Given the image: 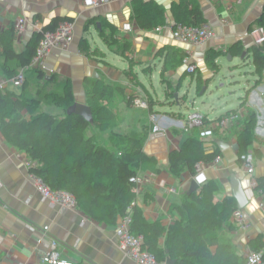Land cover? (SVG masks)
Here are the masks:
<instances>
[{"label":"crops","instance_id":"crops-1","mask_svg":"<svg viewBox=\"0 0 264 264\" xmlns=\"http://www.w3.org/2000/svg\"><path fill=\"white\" fill-rule=\"evenodd\" d=\"M134 1L113 0L89 7L82 0H0V82L6 81L5 91L12 92L10 81L25 68L24 84L13 83L23 88L20 93L40 100L43 111L56 114L60 111L57 100L65 102V82L70 81L75 101L97 103L116 115L108 129L97 133L100 143L114 150L111 133L143 138L144 151L154 156L155 162L140 169L143 183L136 190L135 201L146 220L160 228H167L174 221L172 208L182 203L196 176L215 181L220 186L216 198L222 201L231 196L230 177L235 173L249 200L242 210L252 226L247 230L237 227L221 236L237 255L245 258L252 250L250 240L259 234L264 236V209L259 206L263 197L252 186L254 180L264 175V79L255 73L251 51L255 45L250 37L251 29L264 21V0H198L206 24L215 34L199 45L183 44L172 36L170 27L175 23L172 6L179 0H154L168 12L165 26L169 28L160 31L139 27L132 18ZM57 16L73 18L75 37L67 49L57 48L46 59V66L54 72L41 70L37 64L22 67L16 55ZM19 17L27 21L25 31L16 35ZM127 24H131L130 29L125 28ZM7 46L12 56L5 53ZM188 51L190 61L197 66L191 74L195 82L190 102L193 106L203 101L208 112L204 113L208 122L205 127L211 129L203 132L208 136H202L201 140L207 153L219 147L222 160L219 164L202 162L196 173L186 169L176 176L169 169V154L174 149L180 150L189 136L180 124L188 116L180 107L183 103L185 107L188 95L177 91L179 96L176 92L173 104L154 107L160 124L156 133L149 114L152 111L128 106L127 98L134 95L148 99V94L157 97L156 91L161 90L164 95L158 96L163 100L167 96L165 78L180 87L188 75L186 65L175 67L166 63V59L186 57ZM127 74L139 84L136 91L130 88ZM156 81L160 89H156ZM100 82L121 86L124 91H116L112 98H100L95 89ZM180 96L184 101H180ZM197 96L199 100L195 99ZM205 97L212 99L205 101ZM251 111L257 114L253 145L263 153L261 159L253 153L252 174L238 157V136L243 124L235 132ZM231 114L237 117L225 127L220 126L218 122ZM221 141L228 147L221 149ZM27 158L6 136L0 123V264H42V255L52 238L58 240L62 258L74 264H137L119 248L114 225L95 221L80 207L67 209L44 201L29 177ZM46 225L48 231L43 230ZM166 235L165 232L158 241L161 246L165 245ZM211 250L215 253L217 247Z\"/></svg>","mask_w":264,"mask_h":264},{"label":"trees","instance_id":"trees-1","mask_svg":"<svg viewBox=\"0 0 264 264\" xmlns=\"http://www.w3.org/2000/svg\"><path fill=\"white\" fill-rule=\"evenodd\" d=\"M175 23L178 25L206 24L207 19L200 8L198 0H179L172 6ZM132 18L143 30L156 29L167 24L166 8L154 0H135ZM64 21L74 22L71 17L57 16L39 30L33 41L16 55L22 67L30 66L36 55L39 40L45 32L55 31ZM264 26V21L261 24ZM14 38V30L12 39ZM5 53L11 56L13 52ZM253 61L256 75L264 79V44L254 46ZM185 56H181L171 64H184ZM165 71V70H164ZM192 74V73H191ZM40 75L43 76L42 72ZM67 88L68 106L75 102L70 81L65 82ZM100 98H112L116 91L123 92L121 86L113 87L103 82L95 86ZM135 96L127 98L128 106L134 105ZM150 110L153 105L149 102ZM95 125L99 130L108 129L116 115L108 112L107 107L90 102ZM207 121V119H206ZM257 114L251 111L243 121V128L238 136V157L249 150L261 159L263 153L254 147L255 123ZM92 122L76 114L65 117L40 111V100L27 97L24 93H12L0 89V123L6 136L34 163L30 171L43 177L53 189H64L76 196L78 207L83 209L95 221L116 226L120 216L130 209L132 215V230L141 234L148 248L160 262L166 263L173 259L176 264H246L243 256L236 254L233 246L222 239L223 232L237 228L231 220L232 214L238 209L234 197L228 196L222 201L216 198L220 186L215 181H205L197 191L186 194L181 204L174 205V221L166 227H158L149 222L136 204L138 185L131 178L140 176L139 171L146 164L155 162L154 156L144 151L143 138L111 133L115 145L114 150L102 144L97 134L88 136ZM189 134L180 150L174 149L169 154V169L180 176L186 169L196 173L197 165L202 162H212L222 155L219 147L207 153L201 134L197 127L184 128ZM145 132V130L143 131ZM120 140L123 142H120ZM258 189L264 193V175L257 179ZM134 203V205H132ZM165 245L159 244L164 233ZM217 247L215 253L211 248ZM253 251L264 254V236L257 235L250 240ZM74 264V263H73Z\"/></svg>","mask_w":264,"mask_h":264},{"label":"built area","instance_id":"built-area-1","mask_svg":"<svg viewBox=\"0 0 264 264\" xmlns=\"http://www.w3.org/2000/svg\"><path fill=\"white\" fill-rule=\"evenodd\" d=\"M113 0H82L85 6L96 7L100 5L107 4ZM26 18L19 17L15 25L16 35H21L25 31ZM126 29L131 28V24H127ZM169 28L166 26H161L155 30L160 31L161 29ZM171 33L173 38L183 44L199 45L207 41L208 39L214 37L213 29L207 24L201 25H178L175 28H171ZM74 23L70 21H64L60 23L59 27L55 31H48L43 34L36 48V55L32 64H37L41 70H44L50 74L54 72L53 69L46 66V59L54 52L55 49H67L74 41ZM250 37L256 46H261L264 44V26L258 25L251 29ZM191 52L188 54L184 60L186 69L188 73H194L197 66L190 61ZM16 85H22L26 81L25 68H22L12 80ZM6 86V81L2 80L0 82V89H4ZM134 106L149 110L148 102L143 100L140 96L135 97ZM237 116L231 114L225 116L218 123L220 126L225 127L229 121H232ZM151 120L155 123L153 131L156 133L160 130V124L158 122L159 116L157 114H150ZM206 116L200 111L190 112L185 121H181L180 124L182 128H193L196 126H201L205 123ZM211 132V130L209 131ZM247 171L252 174L255 171L253 151L241 156ZM222 160V156L218 155L213 159V163L219 164ZM26 166L29 168L34 164L29 157L25 161ZM201 163L197 165L200 167ZM200 175L196 176L198 182L203 184L206 181V177L199 178ZM29 177L35 186V189L40 194L44 201L49 202L51 205H60L67 209H75L78 207L77 198L68 190L64 189H53L47 181L35 172L30 171ZM132 182H136L138 187L143 183V179L140 176H134L131 178ZM1 185V182H0ZM252 186L258 189V182L253 181ZM258 192L263 197L260 201L259 206L264 209V193L262 189H258ZM134 205V203H132ZM233 222L235 225L243 230L251 228V221L246 217L242 209H237L233 212ZM132 215L130 209L128 212L119 217V220L115 226L116 234L118 237V246L123 251V253L135 261L137 264H165L160 262L156 256L145 247V239L141 234H136L133 232L132 226ZM49 226L43 227L44 231H48ZM42 264H73V262H68L62 258L59 242L58 240L52 238L47 242V249L43 253L41 258ZM246 264H264V254L262 251L251 250L245 257Z\"/></svg>","mask_w":264,"mask_h":264},{"label":"rangeland","instance_id":"rangeland-1","mask_svg":"<svg viewBox=\"0 0 264 264\" xmlns=\"http://www.w3.org/2000/svg\"><path fill=\"white\" fill-rule=\"evenodd\" d=\"M162 53V52H161ZM163 54V53H162ZM168 62L170 63H173V62H175V61H177L178 60V58H176V57H174V56H172V57H169L168 59ZM129 76V77H128ZM126 78H127V80H128V83H129V85H130V88L133 90V91H136L135 89L136 88H138V86H139V84L138 83H136L133 79H132V77H131V75L130 74H127L126 75ZM165 83H166V88H167V96L163 99V100H160L159 99V96H160V98H162V96L164 95V92H162L161 90H157L156 92L158 93V95H157V97H154L153 96V94H148V99L146 98H143L142 96H140L143 100H146L147 102H148V106H150L149 105V102H151V104L153 105V109H154V107H156V105H167V104H173L174 103V101H176V95H175V93L178 91V92H180V95H184V94H186V95H188V102L186 103V105H187V108H185L186 107V105H185V107H184V103L183 104H180V107H182L183 109L182 110H184L185 112H184V114L185 113H190V112H193V111H200L201 113H208L207 112V109L203 106V105H205L204 103H203V101L202 100H200V102L199 103H196V104H194L193 106H192V104H191V99H193V97H194V95H193V91H194V89L192 88V86H194V82H195V80H192V75H191V73H188V75L187 76H185L184 77V80H183V82H182V84H181V86L179 87H177L176 88V83L174 82V81H171V80H168V79H166L165 78ZM193 82V83H192ZM192 83V84H191ZM10 84H11V86H12V88L10 89V91H12V92H15L16 94H19L22 90H23V88L22 87H18V86H16L14 83H13V81H10ZM15 85V86H14ZM155 86H156V89H160V85H159V82H155ZM179 88V89H178ZM178 89V90H177ZM202 89V87H199V91ZM189 90V91H188ZM178 92H177V94H178ZM178 96H179V94H178ZM177 96V97H178ZM208 96V95H207ZM157 98V99H156ZM167 98V99H166ZM180 98V101H184V97L183 96H180L179 97ZM195 99L196 100H199V97L197 96V97H195ZM211 99L212 98H206L205 97V101H211ZM60 100H57V103L59 104V106H60V111H58L56 114H52V115H54V116H56L57 118H63V117H65V115H66V112H67V108L69 107L68 105V99L66 98L65 99V102L63 103L62 101H60ZM218 101H219V98L218 99H216L215 100V104L216 103H218ZM179 106V105H178ZM197 106H199L198 108H197ZM185 108V109H184ZM149 110H150V107H149ZM40 111L41 112H45V111H43V108L42 107H40ZM151 111V110H150ZM153 114H157L156 112H152ZM151 112L149 113V114H152ZM187 114V115H188ZM207 121L205 120V123L203 124V125H201V126H196L199 130H200V134H201V137L203 136V137H205V136H208L207 134H204L203 132H205V131H209V130H211V129H208V127H205V126H207ZM92 124H93V127H92V130L90 129L86 134L88 135V136H90V134H92V133H95V134H97V133H99L100 132V130L98 129V127L95 125V122H92ZM242 124L243 123H241L238 127H237V130L235 131V132H238L239 131V129H240V126L242 127ZM194 128V127H193ZM183 129V128H182ZM121 135V134H120ZM121 136H126V134H122ZM222 136H223V133H222ZM120 142L122 143V145H123V142L120 140ZM244 163V162H243ZM233 216V215H232Z\"/></svg>","mask_w":264,"mask_h":264},{"label":"water","instance_id":"water-1","mask_svg":"<svg viewBox=\"0 0 264 264\" xmlns=\"http://www.w3.org/2000/svg\"><path fill=\"white\" fill-rule=\"evenodd\" d=\"M244 58V54L242 56ZM68 114H76L84 117L87 121L92 122L94 120L92 108L82 102L75 101L67 108ZM219 146L221 149L228 147V144H224L223 141L219 142ZM230 185H231V196L235 198L237 202L238 209H243L249 202L246 193L244 191L241 179L235 174L232 173L230 177ZM200 183L198 179H193L191 181V185L189 187L188 194L198 190L200 188ZM166 264H176V261L173 259H168Z\"/></svg>","mask_w":264,"mask_h":264}]
</instances>
